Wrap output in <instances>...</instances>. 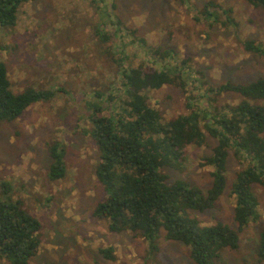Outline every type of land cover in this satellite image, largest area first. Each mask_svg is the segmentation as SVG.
<instances>
[{
	"label": "rangeland",
	"instance_id": "rangeland-1",
	"mask_svg": "<svg viewBox=\"0 0 264 264\" xmlns=\"http://www.w3.org/2000/svg\"><path fill=\"white\" fill-rule=\"evenodd\" d=\"M208 1L31 0L20 7L15 25H0V60L7 65L13 90L55 91L18 118L0 121V197L21 200L42 222L41 245L30 264H195L189 246L168 239L165 230L152 247L141 233L112 231L110 220L95 215L107 192L96 173L101 152L92 137V117L95 107L103 114L113 109L110 96L116 102L125 96L124 68L161 70L183 59L189 67L182 74L191 73L185 86L165 84L147 93L163 120L187 114L188 104L210 109L213 100L218 106L239 103L237 92L210 95L207 90L264 78V52L244 47L248 40L264 47V8L248 0H213L232 9L234 21L224 25L202 16ZM214 12L226 20L219 9ZM155 50L172 54L159 57ZM258 103L264 105V99ZM204 132V144L191 145L182 166L163 169L169 184L182 179L204 193L211 187L213 167L202 162L214 153L218 140L205 127ZM56 143L67 172L51 180L50 149ZM244 167L231 153L223 195L212 208L191 210L192 216L206 225L222 221L237 229L231 186ZM5 183L9 192H4ZM254 191L260 217L239 232L238 248L221 252L218 264H264L259 255L264 188L256 184ZM108 247H113V259L101 251ZM0 264L9 262L0 257Z\"/></svg>",
	"mask_w": 264,
	"mask_h": 264
},
{
	"label": "trees",
	"instance_id": "trees-1",
	"mask_svg": "<svg viewBox=\"0 0 264 264\" xmlns=\"http://www.w3.org/2000/svg\"><path fill=\"white\" fill-rule=\"evenodd\" d=\"M28 1L31 0H0V25H15L20 7ZM248 1L264 8V0ZM217 9L226 20L216 15ZM231 13V8H224L213 0L201 12L204 18L211 17L213 22L224 25L234 21ZM244 47L257 54L264 52L262 44L255 40L244 42ZM154 53L165 57L172 51L155 50ZM188 62L183 59L178 65L161 70L129 65L121 73L125 96L120 98V103L110 96L113 109L108 113L103 114L100 107H95L92 137L101 152L96 173L107 192L95 215L110 220L112 231L141 233L152 247L160 230H165L168 239L189 246L195 264H218L221 252L238 248L239 232L260 217V201L254 186L260 184L264 188V105L258 103L264 99V78L247 84L226 82L210 86L207 90L210 95L233 91L242 99L237 104L224 106H218L213 100L210 109L188 104L187 114L165 121L148 103L147 93L165 84L185 86L186 77L191 73L184 76L181 71L188 70ZM53 96V90L34 88L16 93L7 65L0 60V121L14 120L35 102ZM203 125L218 140L214 153L202 162L213 167L211 187L204 193L182 179L169 184L163 169L182 166L188 148L204 144ZM59 146L56 143L50 149L51 180H59L67 172L64 152ZM231 153L245 162L231 186L237 229L222 221L203 224L190 211L212 208L223 195L229 181L227 163ZM4 185L7 187L4 192H9V185ZM41 228L40 219L21 200L0 197V257L9 264H30L41 245ZM101 251L106 257L114 258L113 247ZM259 255L264 259V227Z\"/></svg>",
	"mask_w": 264,
	"mask_h": 264
}]
</instances>
